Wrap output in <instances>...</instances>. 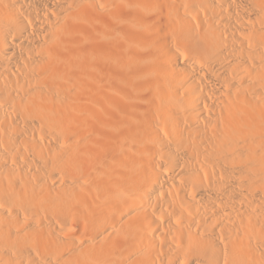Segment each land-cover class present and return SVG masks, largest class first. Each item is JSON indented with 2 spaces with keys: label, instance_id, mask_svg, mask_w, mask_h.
<instances>
[{
  "label": "bare ground",
  "instance_id": "bare-ground-1",
  "mask_svg": "<svg viewBox=\"0 0 264 264\" xmlns=\"http://www.w3.org/2000/svg\"><path fill=\"white\" fill-rule=\"evenodd\" d=\"M0 264H264V0H0Z\"/></svg>",
  "mask_w": 264,
  "mask_h": 264
}]
</instances>
